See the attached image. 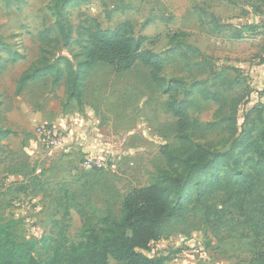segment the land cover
I'll use <instances>...</instances> for the list:
<instances>
[{
    "label": "rangeland",
    "instance_id": "obj_1",
    "mask_svg": "<svg viewBox=\"0 0 264 264\" xmlns=\"http://www.w3.org/2000/svg\"><path fill=\"white\" fill-rule=\"evenodd\" d=\"M54 1L0 0V118L11 112L12 119L33 123L22 130L27 142L0 154L5 165L0 168V225H10L19 241L37 240L49 246L62 232L68 243L78 242L82 231L88 225L99 226L98 220L107 213L119 217L127 190L152 183L162 168L172 173L162 149L182 153L184 147L176 135V118L165 109L169 94L139 63L121 73L97 64L84 81L79 102L68 97L53 101L46 117L60 115L71 121L70 128L81 124L83 128L78 135L62 131L65 150L47 147L34 133L37 123H45L40 110L44 96L39 93L37 100H30L25 90L15 91L26 69L57 62L62 78H68L63 59L75 66L81 58L79 43L90 31L122 25L124 31L147 36L144 47L163 55L165 81L180 79L187 88L202 82L207 90L221 94V103L202 98L201 88L187 97L193 101L187 109L191 141L212 155L229 151L250 124V135H256V114L247 126L243 121L253 106L264 105V80H258L256 70L264 59V0H70L63 8L71 25L70 42L64 45L54 29L50 44L41 49L37 33L54 27ZM244 17L258 23L255 35L234 40L227 29H212L213 19L238 23ZM126 22L129 25L123 26ZM56 75L52 70L37 82L47 81L39 85L44 87ZM176 98L186 97L178 91ZM21 107L25 110H15ZM4 120L0 124L6 126ZM89 155L102 157L104 165L86 168L83 161ZM254 160L253 153L245 154L239 166L251 171ZM220 197L218 193L212 197L218 208ZM239 221L227 214L207 223L198 210L186 224L172 221L164 226L161 238L143 252L167 253L177 259L173 264H248L256 247L249 227ZM259 246L264 247V236ZM194 247L198 255L189 253ZM109 263L117 264L111 257Z\"/></svg>",
    "mask_w": 264,
    "mask_h": 264
},
{
    "label": "trees",
    "instance_id": "obj_2",
    "mask_svg": "<svg viewBox=\"0 0 264 264\" xmlns=\"http://www.w3.org/2000/svg\"><path fill=\"white\" fill-rule=\"evenodd\" d=\"M69 1H54V27L43 28L37 33L41 49L50 44V33L54 29L60 34L64 45L70 42L71 25L63 15L64 5ZM127 25L128 22L123 26ZM212 29H227L230 38L237 40L255 35L258 26L245 24L239 27L213 19ZM148 39L145 35L136 36L132 31H124L122 25L114 29L96 26L88 33L86 41L79 43L81 58L75 66L68 59H63L68 66V78H62L57 62L46 63L23 71L15 91L20 93L28 82L55 70L57 75L52 79V84L65 80L67 97L79 102L84 81L97 64H107L115 73L130 70L137 63L149 68L153 83L164 87L170 96L165 109L176 118V135L184 147L182 153L169 151L167 147L162 149L167 165L173 169L172 173L162 168L152 183L131 187L123 195L120 216L107 213L98 220L99 226L88 225L78 242L68 243L63 232L53 246L37 240L19 241L10 225H0V264H110V257L117 264H166L173 256L146 255L143 250H149L161 238L163 228L168 223L179 221L186 224L198 210L207 223H211L214 217L223 218L233 214L239 222L247 225L256 247L248 264H264V247L260 248L261 244L259 246L264 236V105L260 106L262 109L253 106L243 121L247 126L249 117L256 114L259 124L256 135H250L249 123L250 127L235 137V143L229 151L212 155L202 144L191 141L192 123L187 116V109L193 101L187 97L194 89L201 88L202 98L221 103V94L207 90L202 82L193 83L187 88L180 79L165 81L161 77L164 57L144 47ZM16 59L14 57L12 61ZM178 91L186 98L177 99ZM1 118L0 121L5 117ZM11 133V129L0 124V150L1 141ZM241 133L244 136L239 138ZM236 149L239 151L235 153ZM249 153L255 155L251 171L239 166L240 157ZM221 166L222 173L219 171ZM217 193L221 194L220 208L212 202V197ZM67 211L65 209L63 216H66ZM41 249L48 254L43 256Z\"/></svg>",
    "mask_w": 264,
    "mask_h": 264
},
{
    "label": "crops",
    "instance_id": "obj_3",
    "mask_svg": "<svg viewBox=\"0 0 264 264\" xmlns=\"http://www.w3.org/2000/svg\"><path fill=\"white\" fill-rule=\"evenodd\" d=\"M224 1H226V0H224ZM215 16H217V15L215 14ZM245 19L246 18L244 17L243 18L244 21L242 20V22L240 21L238 23H236L234 21H229V20L224 22V23H230L234 26H239V27L242 25H245V24H255V25L258 24L257 22L250 21V20L245 21ZM256 70H257V73H259V75H260V76H258V80L259 79L264 80V59L258 63ZM42 79L43 78H39L37 80L28 82L27 83L28 86L26 85L25 86L26 89L24 88L23 90H25L24 92L26 94H28V98L30 100H32V99L37 100L39 93H41L42 97L44 96L43 98L41 97L42 101H41V105H40V107H41L40 110L44 114L47 111H50V109L52 108V105L54 103L53 101L60 102V99H62V98H63L62 100H66L67 90H66V81L63 79L60 80L56 84H51V80H49L48 85L46 84V86L41 87L43 85V82H47V81H41L40 83L37 82V81L42 80ZM39 85H41V86H39ZM31 87H33V88L36 87L34 89V92H33L34 95L33 96H32L33 93H31V92L29 93V91L31 90L29 88H31ZM40 87L42 89L39 91L38 88H40ZM51 90H52V92H51ZM19 100L21 101L22 98L19 97ZM22 105L20 104V106H22ZM34 109H35V106L33 107L32 110H34ZM15 110L18 112H21V111H24L25 109L21 107L20 109H18V110L15 109ZM28 110H31V109L28 108ZM45 115L46 114H44L43 119H42L43 122H45V124H47V122L49 120H51V122H53V123L47 124V125H50L51 127L55 128L57 130H60L61 132L63 130L65 131V130L69 129L70 134H71V132L74 131L75 132L74 135H78L79 133L77 131H79L83 128V124H81V126L79 128L78 127H76V128L71 127L70 128V125L72 126L71 121L68 120L67 118L61 119L60 115H57L54 117H52V116L46 117ZM5 119L6 120H4V121L7 122L5 127L11 129L13 131V133L9 134L4 140L1 141L0 154L3 152L4 149H8V151H11L13 149H19L22 146V142H27V141H25V137H24V134L22 133V130H23V128H28L29 126H31V124H33L31 122V120H29V119H20V117H18L17 119H12L11 118V112L6 115ZM37 124H39V123H37ZM11 148H13V149H11ZM24 149H27V147H24ZM4 166L5 165L3 163H1V161H0V168H5ZM12 176H14V174H10V179L13 178ZM15 176H19V174L15 175ZM179 256H181V254ZM176 261H177V259L175 257H173L172 259L168 260L166 262V264H173V262H176Z\"/></svg>",
    "mask_w": 264,
    "mask_h": 264
},
{
    "label": "built area",
    "instance_id": "obj_4",
    "mask_svg": "<svg viewBox=\"0 0 264 264\" xmlns=\"http://www.w3.org/2000/svg\"><path fill=\"white\" fill-rule=\"evenodd\" d=\"M34 133L45 146L59 151L65 150L66 145L60 130H57L45 123H40L35 125ZM83 165L86 168H92L94 166L101 167L104 165L103 158L96 155H89L84 158ZM198 252L199 249L197 247L189 250V253L194 255H198Z\"/></svg>",
    "mask_w": 264,
    "mask_h": 264
}]
</instances>
